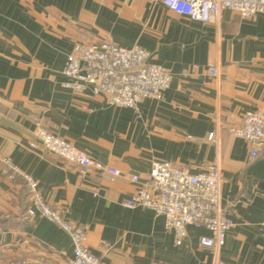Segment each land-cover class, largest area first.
I'll list each match as a JSON object with an SVG mask.
<instances>
[{"label":"crops","instance_id":"crops-1","mask_svg":"<svg viewBox=\"0 0 264 264\" xmlns=\"http://www.w3.org/2000/svg\"><path fill=\"white\" fill-rule=\"evenodd\" d=\"M100 40L139 46L167 69L163 100L133 111L63 88L73 45ZM208 66L218 67L217 77ZM249 110L264 113V15L242 19L227 10L213 25L159 0H0V264L72 258L66 233L28 217V189L2 173L5 158L35 179L48 206L85 230L84 245L107 264H264V151L250 161L248 144L227 130ZM35 123L120 175L96 168L81 175L44 150ZM153 161L190 172L218 163L220 206L233 222L219 255L200 246L205 229L187 227L177 246L161 217L121 206L137 187L130 177L146 178Z\"/></svg>","mask_w":264,"mask_h":264},{"label":"built area","instance_id":"built-area-1","mask_svg":"<svg viewBox=\"0 0 264 264\" xmlns=\"http://www.w3.org/2000/svg\"><path fill=\"white\" fill-rule=\"evenodd\" d=\"M159 1L176 15L205 24H218L221 13L227 10L242 19L264 15V0ZM207 70L213 77L219 74L217 66H208ZM63 74L66 81L62 87L66 90L77 94L90 92L104 97L110 106L133 111L138 110L143 100L162 101L172 81L171 73L152 63L146 50L136 45L124 48L109 40L74 44L66 57ZM227 130L248 144L250 161L264 151L263 112L246 111L241 125L230 126ZM34 135L45 151L77 166L81 175L89 168H96L109 178L120 175L118 170L103 166L39 123H35ZM2 165V173L8 179H21L28 189V217L45 218L67 234L72 246L68 264H107L84 245L86 232L83 228L69 224L56 209L48 206L31 175L21 171L9 158L3 159ZM130 181L137 187L120 203L123 208L150 210L161 217L177 246L185 240L187 227L205 229L209 234L200 237V246L219 255L233 222L220 206L223 176L218 163L190 172L171 162L153 161L146 178L139 180L132 176ZM260 226L264 233V213Z\"/></svg>","mask_w":264,"mask_h":264}]
</instances>
